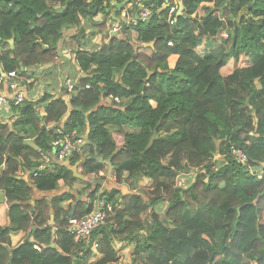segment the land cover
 <instances>
[{
    "label": "clouds",
    "instance_id": "obj_1",
    "mask_svg": "<svg viewBox=\"0 0 264 264\" xmlns=\"http://www.w3.org/2000/svg\"><path fill=\"white\" fill-rule=\"evenodd\" d=\"M228 2L229 0H224L223 4L216 5L214 0L213 6L218 8L216 15L221 20H230L233 25L230 30H235L242 27L240 17L246 12L248 5L243 4L232 8L228 15H221ZM28 3L33 9L32 16L18 18L19 24L14 30L0 33V123L7 124L8 131H12L14 121L24 114L22 112L24 106L31 104L32 111L27 115L31 117L32 123L27 127L15 128L14 137L24 136L22 143L30 145L34 152L39 153V157L32 155L27 149L17 154L14 151L16 147L13 142L14 137L9 138L7 131L0 132V160L3 161L0 162V173L9 167L6 161L9 155H13L18 167L10 174L14 178H21L24 185L31 188V191L27 193L12 192L9 195V186L0 185V201H2L0 203V264H49L45 249L55 250L58 256L71 255L72 262L75 264L82 256L83 250L88 247H91L92 252L95 253V257L89 264H96V260L103 258L105 252L101 251L102 248L119 256V264H134L133 255L136 251H139L138 264H154V261L149 259L150 252L146 248L148 243H153L154 247L162 243L152 238L154 230L158 225H163L171 231L181 224L179 218H170L166 215L165 210L168 209L169 204L174 199L189 200L192 185L197 182V179H202L203 184L210 183V172L218 171L223 165L231 164L233 159L237 162L236 166L248 167L245 165L247 156L243 152V146L237 149L236 145H233L232 149H229L232 152V158H228L226 154L221 155L216 152V149L221 146V141L213 137L210 143L214 147L204 145L209 148L208 158L198 165L186 162L181 164L180 168L185 170L179 171L176 182L171 188L167 186V183L149 182L144 172H152L154 169L149 168L147 162L141 169L117 173L116 179L107 175L106 167L103 174L105 185L101 192L105 189L110 191L111 186L115 184L129 185L133 193L142 194L138 210L128 211L125 215L119 217L116 215L128 204L123 197V192L111 204L105 196L97 194L93 207L100 211H94L91 215H82L83 207L77 213H73L71 205L75 201H82L83 205L92 203L89 192L94 187L91 183L94 174L78 166L88 155L100 151L102 141L108 142L105 152V156H108L128 144V138L123 137V133H135L136 137L132 140L134 155L136 159L143 160L148 156L149 146L156 137L169 135L167 132L157 131L154 126L146 129L143 121L139 124L135 120L129 123L125 117L107 124L101 122L100 127L107 132V136L100 134L93 138L89 135L92 129L90 113L101 104L111 107L119 105L123 108L130 103L134 99L133 96H105V93L118 88H137L138 79L147 84V76L151 74L153 66L165 76L171 74L176 57H172L171 61L165 64L157 65H153L148 59L153 52H166L167 49L163 45L153 46L147 50L145 57L139 61L145 71L138 76L127 78L124 68L129 65L135 53L142 51L136 47L137 44L153 45L155 40L154 34L146 39L138 38L140 34L135 31L138 20L142 19L147 25L151 12L155 11L160 20L168 21L170 26L166 34H171L173 27L177 24L175 16L180 15L186 8L184 0H163L162 3L148 4L145 0H131V2L129 0H28ZM170 3L174 4L171 8L172 14L161 16L160 9ZM121 4L125 5L124 13L132 9L131 14H119L123 11L121 8L117 13V8ZM142 6L143 12L140 11ZM97 11L99 14H96ZM247 15L251 16V13L248 12ZM53 18L56 19L53 20ZM102 20L107 21L103 27L99 25ZM125 25L131 26L129 30H125ZM223 32L228 33L229 29L221 31L220 34ZM113 34H116L118 38L115 41L112 39ZM12 37L16 39L13 40ZM220 37L221 39L229 38L223 35ZM120 39H125V43L131 41V47L122 52H116L107 64L101 66L87 59L93 53L115 51ZM175 42L168 40V46H173ZM34 45L35 52L32 51ZM45 48L50 51L44 53ZM101 71L107 76L105 83H94V74ZM82 76L84 79H81ZM246 79L248 77L242 74L237 83ZM252 86L260 88L264 85L253 82ZM84 89L89 90L88 95L82 96L84 103L79 106L84 111L73 129L68 125L74 107L70 104V98L80 94ZM46 92L48 97L42 99ZM143 95V89L137 88L136 96ZM57 97L62 99L63 107L54 113H49L47 110L49 103H54ZM137 104L139 107V102ZM149 104L158 112L156 116H149L148 119L158 120V101L150 99ZM139 110L147 112V109L143 107ZM256 119L257 117L253 116L252 128L247 132L248 136L258 135L255 127ZM45 129L48 130L47 135L43 134ZM175 131L173 129V132ZM229 135L230 133L225 129L223 138L226 140ZM38 136L41 138L39 143ZM85 140L89 142L85 143ZM157 160L159 165L168 163L167 160L159 157L153 158L152 162L155 163ZM193 167L196 168L195 172L187 170ZM60 168L65 170L76 168L77 172L84 171L87 180L76 185L60 181L55 189H59L61 194L64 191L72 193L73 199L61 205L53 203L49 195L47 203L38 207L33 200L41 194V189L37 187L31 174L45 169L54 173ZM249 170L256 174V180L264 179V159L260 160L257 167L249 168ZM153 184H156L154 191ZM55 189L51 190L52 195L57 194ZM200 191L202 189L196 190L197 193ZM258 191L264 193V184ZM10 201L12 203L23 201L29 205L24 209L28 216L26 221L18 220L13 213L7 211L11 207ZM36 212L43 213L39 219L35 218ZM73 216L77 218L74 219ZM261 219L264 220V213H261ZM173 220L176 222L173 223ZM45 227L48 231L40 234L38 230ZM5 229L7 232L4 231ZM73 229L78 230V235L72 236ZM113 229L123 231L124 235H114ZM69 237L72 238L69 239ZM195 237L194 231L187 233L189 240H194ZM249 239L252 237L250 236ZM208 244L210 251L202 264H208L209 261L211 264H216L221 256L211 260V253L221 252L223 255L222 249L232 245L231 234L221 239V234L217 232L214 238L208 239ZM259 254V252L255 253V255ZM251 264H255V261H251Z\"/></svg>",
    "mask_w": 264,
    "mask_h": 264
},
{
    "label": "trees",
    "instance_id": "obj_2",
    "mask_svg": "<svg viewBox=\"0 0 264 264\" xmlns=\"http://www.w3.org/2000/svg\"><path fill=\"white\" fill-rule=\"evenodd\" d=\"M150 1L163 2V0ZM213 2L214 0H206V2L205 0H184L186 8L180 15L175 16L177 24L173 27L171 34H166L170 26L168 21L160 20L156 12L150 17L147 25L143 22L135 26V31L140 34L138 38L146 39L154 34L155 40L153 45H136L142 51L135 53L129 65L124 68L126 77H136L145 71L139 61L153 46L163 45L167 49L163 53L153 52L148 57L153 65L167 63L170 55L175 53L179 55L175 67L170 75L165 76L153 66L151 74L147 76V84L137 80V88L143 89V96H136L137 88L110 90L105 93V96H133L134 99L123 108L119 105L111 107L101 104L90 113L92 129L89 135L93 138L100 134L107 136V132L100 127L101 122L107 124L125 117L129 123L135 120L139 124L143 121L146 129L154 126L157 131L167 132L169 135L156 137L149 146L148 156L138 160L135 158V149L132 146V140L136 134L125 132L123 137L128 138L127 145L122 146L112 155L105 156L108 142L102 141L100 151L88 155L78 166L80 169L95 174L105 166L99 158L111 159L116 176L120 172L141 169L147 162L149 168L154 171H145L144 176L159 184L167 183V186L171 188L176 182L179 171L185 170L180 168L181 164L186 162L198 165L208 158L209 148L204 145L214 147L210 143L213 137L221 141L220 148L216 149V152L221 155L226 154L228 158H232V152L229 149L236 145L237 149L243 146V151L247 154L248 163L252 168L257 167L260 160L264 159V86L260 88L252 86L253 82L264 85V0H251V3L249 0H229L221 15H228L232 8L243 4L248 5L246 12L240 17L242 27L235 30H230L233 27L230 20H221L216 15L218 8L213 6ZM223 2L224 0H215L216 5ZM119 8L122 11L125 5L121 4L117 10ZM248 12L251 16L247 15ZM32 13L33 9L29 6L28 0H0V33L14 30L19 24L18 18L31 17ZM96 14H99V11ZM160 15L168 16V10H160ZM106 24L107 21L99 22L101 27ZM130 27L125 30H129ZM226 29H229V38L219 39L220 32ZM12 39L15 40L16 37ZM112 39L115 41L118 38L113 35ZM168 40L176 42L169 47ZM229 46L230 52L225 50ZM128 47H131V41L125 43V39H120L115 51L93 53L87 59L103 66L116 52H122ZM32 51H36L35 45ZM49 51L48 48L44 49V53ZM242 74L248 79L237 83ZM94 76V83H105L107 79L103 71ZM81 79L84 77L82 76ZM88 92L89 90L84 89L80 94L70 98V104L74 107L68 125L73 129L84 111L82 107H79L84 103L82 96L88 95ZM47 97L46 92L42 99ZM150 99H156L159 103L158 120L148 119L149 116H156L158 112L157 109L151 108ZM62 107L63 101L57 97L54 103H49L47 110L49 113H54ZM141 107L146 108L147 112L140 111ZM32 108L31 104L24 106L22 109L24 114L14 121L12 131H8L7 124L0 123V132L7 131L8 137L13 138L15 128L27 127L32 123L31 117L27 115ZM253 116L257 117L255 127L258 135L248 136L247 132L252 128ZM173 129L176 131L173 132ZM225 129L230 133L226 140L223 138ZM43 134L47 135L48 130L45 129ZM24 138L22 135L14 137L13 142L16 145L14 151L19 154L27 149L32 155L39 157V153L34 152L30 145L22 143ZM40 139L38 136V143ZM88 142L86 140L85 143ZM182 153L186 154L185 162L180 159ZM155 157L167 160L168 163L159 165L158 160L153 163ZM0 162L3 161L0 160ZM6 162L9 167L0 173V185L9 186V195L12 192H30V186H25L21 178H14L10 174L18 167L13 155H9ZM236 164L237 162L233 159L231 164L223 165L218 171L210 172V183L203 184L202 179H197V182L192 185L189 200L174 199L169 204L168 209L165 210L166 215L170 218H179L181 224L171 231L163 225H158L154 230L152 238L162 242L155 247L153 243H148L146 246L150 252L149 259L154 261V264H202L210 251L208 239L214 238L217 232L221 234V239L231 234L232 245L222 249L223 255L221 252L211 253V260L221 256L216 264H251L253 260L255 264H264V220L261 219V213H264V193L258 191L264 184V179L256 180L254 172L247 167H238ZM174 168L178 170L174 171ZM187 170L195 172L196 168ZM73 172V170L60 168L52 173L45 169L34 177V181L41 191L55 189L60 180L66 181L69 185L86 181L77 174H72ZM81 173L85 175L84 171H79V174ZM154 185L153 191L156 188V184ZM127 186L131 190V187ZM197 189L202 191L197 193ZM117 192L116 189L110 191L105 189L101 192L99 186L95 189L92 187L89 192L92 203L83 205L82 201H77L76 207L71 206L72 212L77 213L83 207L82 215H86L95 209L93 204L97 194L104 195L108 202L112 203L117 198ZM123 197L128 204L125 209L116 213L118 217L125 215L128 211L138 210L142 194L131 192ZM71 198L73 194L68 192L55 197L52 202L62 205L64 200ZM47 201V198H34L33 203L40 207ZM17 202L20 203L12 204L8 212L13 213L18 220L26 221L28 216L24 209L29 205L23 201ZM42 214V212H36L35 218L39 219ZM175 222L173 220V223ZM4 231L7 232V229ZM47 231V227L38 230L40 234ZM192 231L195 232L196 237L194 240H189L187 233ZM113 234L124 235V232L113 229ZM250 236L252 239H249ZM61 247H63L62 244ZM101 251H104L105 255L96 260V264L119 263V256L103 248ZM45 252L49 264H73L71 255L58 256L55 250L49 249H45ZM256 252L260 254L255 255ZM138 256L139 251H136L133 256L134 264H138ZM94 257L95 253L92 252L91 247H88L83 250L82 256L75 264H89ZM208 264H211V261Z\"/></svg>",
    "mask_w": 264,
    "mask_h": 264
},
{
    "label": "crops",
    "instance_id": "obj_3",
    "mask_svg": "<svg viewBox=\"0 0 264 264\" xmlns=\"http://www.w3.org/2000/svg\"><path fill=\"white\" fill-rule=\"evenodd\" d=\"M118 11V10H117ZM119 14H121V13H119ZM101 22V21H100ZM113 35H116V34H113ZM117 36V35H116ZM172 57H176V60H175V65H176V63H177V60H178V58H179V55L178 54H172V55H170V57H169V59H168V62L169 61H171V59H172ZM105 164V166H104V168H102V169H100V170H98L97 171V173H95L94 174V179H93V181H92V183L94 184V189L96 188V187H100V191H101V189L102 188H104V185H105V180H104V176H103V174H104V170H105V168L107 167L108 168V170H109V166H108V164L107 163H104ZM71 170H73V169H71ZM76 171H77V169H76ZM113 174L112 175H110L109 174V172H107V175L109 176V177H112L113 179H116V176H115V172H114V168H113ZM79 173V172H78ZM82 174V173H81ZM31 178H32V176H31ZM33 180H34V178H32ZM83 179V178H82ZM84 180H87V176L85 175V179ZM148 180H149V182H153V180L151 179V178H149L148 177ZM60 181H63V180H60ZM59 181V182H60ZM154 184H153V188H154ZM113 189H116L118 192H117V196L116 197H118V196H120V194H121V192H123V195H127V194H130L132 191L128 188V186L127 185H123V186H117V185H112L111 186V190H113ZM51 190H53V189H51ZM51 190H48V191H41V194L40 195H38V196H36L35 197V199H41V198H49V195H51V200H53L55 197H59L60 195H63V194H65V193H68L67 191H64L62 194L59 192V189H55L56 190V193L57 194H55V195H52L51 194ZM107 190V189H106ZM73 198H71V199H67V200H64L63 201V203H62V205L63 204H65V203H67L68 201H71ZM0 203H2V201H0ZM76 205H77V201H75L71 206H74V207H76ZM8 211V210H7ZM134 256V255H133Z\"/></svg>",
    "mask_w": 264,
    "mask_h": 264
},
{
    "label": "built area",
    "instance_id": "obj_4",
    "mask_svg": "<svg viewBox=\"0 0 264 264\" xmlns=\"http://www.w3.org/2000/svg\"><path fill=\"white\" fill-rule=\"evenodd\" d=\"M129 2H131V0H129ZM145 3L148 4V0H145ZM149 3H152V1L149 0ZM172 7H174V4L170 3L168 6H166L165 8H161L160 10L166 9V10H168V15H171V14H172V13H171V8H172ZM132 11H133V10L130 9V11H128V13H124V10H123V11L121 12V14H131ZM140 11H141V12L144 11L143 6L141 7ZM154 12H155V11H152V12H151V14H150V16H149V19H150V17L154 14ZM137 16H139V13H137ZM143 22H144V21H143L142 19H141V20H138L137 25H139L140 23H143ZM137 25H136V26H137ZM127 27H130V26L125 25V28H127ZM222 35H223V37H228V36H229L227 32H223ZM21 75H23V74H21ZM85 142H86V140H85ZM243 152H244V151H243ZM244 154L247 156V154H246L245 152H244ZM248 160H249V158H248V156H247V160L245 161V165L248 166L247 168H252V166L249 165ZM40 171H41V170L36 171V172H33V173L31 174L32 178L38 176V174H39ZM103 196H104V195H103ZM105 198H106V197H105ZM106 199H107V198H106ZM107 201H108V200H107ZM108 203L111 204V202H108ZM94 211H100V209L95 208L92 212L87 213L86 215H91V213H93ZM73 218L75 219V218H77V217H76V216H73ZM82 227H83V226H82ZM75 235H78V230L73 229V230H72V236H75Z\"/></svg>",
    "mask_w": 264,
    "mask_h": 264
},
{
    "label": "water",
    "instance_id": "obj_5",
    "mask_svg": "<svg viewBox=\"0 0 264 264\" xmlns=\"http://www.w3.org/2000/svg\"><path fill=\"white\" fill-rule=\"evenodd\" d=\"M152 72V71H151ZM99 160L100 161H103L104 163H107L108 164V166H109V170H108V172H109V174L110 175H112L113 174V165H112V163H111V159H108V160H103L102 158H99ZM73 171L74 172H76V174H77V176H79L80 178H83V179H85V175H83V174H79L77 171H76V168H73ZM11 203V205L12 204H14V203H20V202H14V203H12V202H10ZM8 211H9V209H8Z\"/></svg>",
    "mask_w": 264,
    "mask_h": 264
},
{
    "label": "rangeland",
    "instance_id": "obj_6",
    "mask_svg": "<svg viewBox=\"0 0 264 264\" xmlns=\"http://www.w3.org/2000/svg\"><path fill=\"white\" fill-rule=\"evenodd\" d=\"M220 36H222V34H219V37H218L219 39L221 38ZM230 46H231V45H230ZM230 46H229L228 48H226L225 50L228 51V52H230V51H231V50H230ZM185 155H186L185 153H182V154H181V156H180L181 161L184 160V162H185V160H186V156H185ZM116 264H119V263H116ZM246 264H247V263H246ZM248 264H249V263H248Z\"/></svg>",
    "mask_w": 264,
    "mask_h": 264
}]
</instances>
